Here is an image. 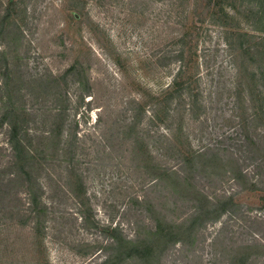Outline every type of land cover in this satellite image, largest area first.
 <instances>
[{
  "label": "rangeland",
  "instance_id": "1",
  "mask_svg": "<svg viewBox=\"0 0 264 264\" xmlns=\"http://www.w3.org/2000/svg\"><path fill=\"white\" fill-rule=\"evenodd\" d=\"M193 3L25 0L24 45L10 56L24 84L23 103L32 112L31 134L49 130L43 117L55 105L52 82L61 79L58 104L68 108L63 139L75 152L79 179L72 188L78 196L68 189L67 164L51 167L42 180L47 212L40 235L13 221L15 194L7 193L0 202V264H102L116 249L113 236L138 246L154 231V215L182 222L192 213L190 202L178 200L144 168L175 167L178 149L189 146L222 158V164H207L195 175L199 189L211 200L234 195L236 206L186 241L166 244L151 264H264V127L241 129L225 32L202 13L192 19ZM71 4H78L82 16L69 24L64 8ZM187 32L197 42L198 105L191 111L188 98L176 95L167 103L166 122L153 125L151 102L164 99L176 78L175 56ZM74 65L85 68L82 87L72 74L62 80ZM85 90L89 94L80 103ZM141 148L149 154L147 164ZM10 151L0 129V166L9 162ZM235 171L242 173L239 181ZM19 197L27 205V196ZM119 264L149 263L127 258Z\"/></svg>",
  "mask_w": 264,
  "mask_h": 264
},
{
  "label": "trees",
  "instance_id": "2",
  "mask_svg": "<svg viewBox=\"0 0 264 264\" xmlns=\"http://www.w3.org/2000/svg\"><path fill=\"white\" fill-rule=\"evenodd\" d=\"M82 1L84 0H71L80 4ZM193 1L192 19L202 13L204 19L220 26L225 32V43L236 74L235 96L238 106L237 118L241 129L248 131L251 126L254 129L260 125L264 127V1H257L251 5L241 0ZM23 3L25 0H0V129H4L11 150L9 162L5 166H0V202L7 193H14L11 209L13 221L21 227L30 226L31 230L41 235L44 216L47 212V205L43 202L45 191L42 180L49 176L51 167L64 162L69 171L68 189L74 197H77L78 194L72 187L78 181L79 175L75 172V152L69 147L68 141L63 139L68 120V108L58 104L61 102L63 89L61 79L52 82L51 90L54 93L55 105L49 107V111L43 117L44 123L50 125L49 130L40 135L31 134L28 118L32 112L23 103L26 99V94H23L24 90L22 91L24 84L18 75L20 72L14 57L10 56L19 53L24 45L27 31L25 27L29 18L27 6ZM77 6L71 4L64 8L69 24L73 23V20L78 22L82 16ZM182 39L187 41L185 45ZM179 43H183V46L175 56L180 63L178 74L167 88L164 99L158 97L151 102L153 116L150 122L153 125L166 122V118L168 119L171 114L167 103L171 99L173 102L176 95L188 98L191 111L198 105L197 42L187 32L181 36ZM77 65H74L62 80L72 74L78 77L75 83L82 87L85 68L77 67ZM84 92L86 93L79 97L80 103L84 101V96L89 94L86 90ZM65 103L68 104L67 101ZM139 121L137 120L138 123ZM69 136L71 139L74 136L73 141H75V134L72 133ZM140 140L142 143L146 141L143 137ZM39 141L42 145L37 146ZM189 148L190 146L178 149L175 155L177 160L175 167L168 168L158 164L154 165L153 170L149 167L144 169L151 172L154 179L163 188L170 190L178 200L190 202L193 209L191 215L179 223H168L154 215V231L143 238L141 245L138 244V246L113 236L114 244L117 245L116 249L114 254L109 255L102 264H119L127 258L140 259L151 264L154 255L166 244L168 246L170 243L184 242L185 239L195 236L206 222H216L218 218L233 211L236 206L234 195L223 200H211L203 194L195 180L196 174L204 172L205 165L216 167L222 162V158L207 157L205 152H195ZM140 155L146 164L149 163V154L144 152L143 148L140 149ZM233 177L239 181L242 173L235 171ZM77 184L79 185V182ZM21 192L27 196V205L19 197ZM150 209H152L151 212H156L152 204ZM1 213H4L2 206H0ZM115 231L113 229L112 233ZM37 243L42 250L43 241L39 240Z\"/></svg>",
  "mask_w": 264,
  "mask_h": 264
}]
</instances>
